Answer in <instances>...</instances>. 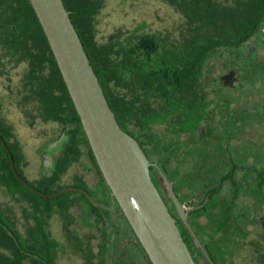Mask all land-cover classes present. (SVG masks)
Here are the masks:
<instances>
[{
  "label": "flooded vegetation",
  "instance_id": "1",
  "mask_svg": "<svg viewBox=\"0 0 264 264\" xmlns=\"http://www.w3.org/2000/svg\"><path fill=\"white\" fill-rule=\"evenodd\" d=\"M63 1L90 55V13L71 9ZM168 1L178 25L183 21L174 41L178 50L198 32L203 33L201 45L213 47L204 68L210 86L199 90L197 112L181 113L189 120L169 119L135 138L152 163L151 179L196 264H264V0ZM89 2L103 5V0ZM134 36L125 34L129 41ZM55 95L65 101L74 123L42 119L57 124L59 132L39 151L43 169L32 181L26 172H34L33 164L20 141L10 137L18 142L14 155L2 135L16 169L42 192L82 188L109 209L72 191L47 197L45 213L34 215L31 204H22L26 200L22 194L28 191L0 169V264H151L112 196L71 104L62 90L56 89ZM75 131L78 135L71 136ZM43 137L33 140L42 142ZM8 158L11 169L9 153ZM164 178L172 184L186 219L169 197Z\"/></svg>",
  "mask_w": 264,
  "mask_h": 264
},
{
  "label": "trees",
  "instance_id": "2",
  "mask_svg": "<svg viewBox=\"0 0 264 264\" xmlns=\"http://www.w3.org/2000/svg\"><path fill=\"white\" fill-rule=\"evenodd\" d=\"M66 2L71 9L81 8L90 13L89 24H92L96 11L89 9L85 0ZM122 36V32L113 34L102 49L92 50L90 46V55L87 52L121 128L136 137L146 128L154 130L156 124L169 119L189 120L190 117L184 118L181 113L188 112L190 116L197 112L201 103L196 98L200 95L199 90L210 86L204 68L206 56L213 47L201 45L203 33L198 32L179 50L174 42L157 34L135 35L131 41ZM0 48L5 52L4 56L11 57L10 60L29 63L28 94L24 101L40 103L32 119L74 123L65 109V101L59 102L55 95V90L60 89L71 104L74 119L89 146L80 117L29 0H0ZM2 65L0 63V72L4 73ZM173 128H177L176 125ZM0 134L7 138L13 153L18 155V142L10 141V127L3 120H0ZM76 135L77 131L71 134ZM90 152L94 156L91 149ZM0 169L9 174L18 188L38 196L14 176L1 141Z\"/></svg>",
  "mask_w": 264,
  "mask_h": 264
},
{
  "label": "water",
  "instance_id": "3",
  "mask_svg": "<svg viewBox=\"0 0 264 264\" xmlns=\"http://www.w3.org/2000/svg\"><path fill=\"white\" fill-rule=\"evenodd\" d=\"M29 1L48 40L105 182L134 230L149 262L196 264L177 226L176 218L168 210L151 179L152 163L138 140L119 125L72 21L71 12L67 10L63 0ZM0 140L9 153L14 175L31 191L42 197H55L79 191L95 206L108 208L98 203L82 188L68 187L45 193L31 186L17 171L11 150L1 134ZM60 140L51 144L50 148ZM164 182L169 197L181 216L186 219L187 213L172 184L166 178ZM187 225L197 245L213 263L188 222Z\"/></svg>",
  "mask_w": 264,
  "mask_h": 264
},
{
  "label": "rangeland",
  "instance_id": "4",
  "mask_svg": "<svg viewBox=\"0 0 264 264\" xmlns=\"http://www.w3.org/2000/svg\"><path fill=\"white\" fill-rule=\"evenodd\" d=\"M85 1L89 9L96 11L92 24L88 26L90 35L95 38L91 39L92 50L102 49L104 47L102 43L107 42L113 34L120 32L123 33L122 37L129 32L134 35L157 34L162 39L174 42L182 30L183 21H180L178 25L172 4L168 0H103V5L98 8H91L88 0ZM4 55L5 52L0 48V63L3 64L4 70V73L0 72V120L10 127V135L18 138L23 151L31 160L34 172L31 170L26 174L32 181L31 177L43 169L42 159L38 156L39 151L47 141L58 134L59 126L55 123H46L40 118H36L35 121L32 119V115L37 114L40 103L24 101V96L28 94L29 63L10 60L11 57ZM42 134L44 135L42 142L33 140L35 136ZM1 190L0 188V198H2ZM22 195L26 198L22 204L27 206L31 204L29 209L32 214L45 213L49 198L35 197L28 192ZM5 200L8 201L6 198ZM248 262L247 264H252Z\"/></svg>",
  "mask_w": 264,
  "mask_h": 264
}]
</instances>
